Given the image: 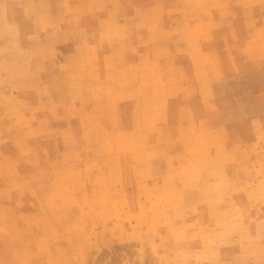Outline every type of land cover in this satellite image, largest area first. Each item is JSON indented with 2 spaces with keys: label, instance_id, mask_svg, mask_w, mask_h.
<instances>
[{
  "label": "rangeland",
  "instance_id": "obj_1",
  "mask_svg": "<svg viewBox=\"0 0 264 264\" xmlns=\"http://www.w3.org/2000/svg\"><path fill=\"white\" fill-rule=\"evenodd\" d=\"M0 264H264V0H0Z\"/></svg>",
  "mask_w": 264,
  "mask_h": 264
}]
</instances>
